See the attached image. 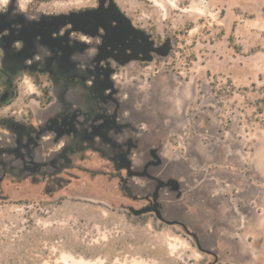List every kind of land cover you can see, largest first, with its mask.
<instances>
[{"label": "rangeland", "instance_id": "1", "mask_svg": "<svg viewBox=\"0 0 264 264\" xmlns=\"http://www.w3.org/2000/svg\"><path fill=\"white\" fill-rule=\"evenodd\" d=\"M10 2L87 78L0 106V264H264V0Z\"/></svg>", "mask_w": 264, "mask_h": 264}, {"label": "flooded vegetation", "instance_id": "2", "mask_svg": "<svg viewBox=\"0 0 264 264\" xmlns=\"http://www.w3.org/2000/svg\"><path fill=\"white\" fill-rule=\"evenodd\" d=\"M56 18V19H55ZM57 17L43 16L32 21L29 33H22L17 23L28 21L27 17L16 13V7L12 2L6 8L0 10V106L11 103L19 92L21 79L30 74L37 79H50L56 84V88L66 89L71 83L86 80L85 71L71 59L70 37L66 31V25L70 20L68 15ZM56 21L53 22V21ZM90 24L88 18L79 22L84 30ZM67 33V34H66ZM26 81V80H24ZM41 86V91L48 103L51 89L47 84ZM75 119V115H73ZM6 119H0V124H5ZM72 121V120H71ZM71 122H68V124ZM74 133L80 136L74 126L62 129V133Z\"/></svg>", "mask_w": 264, "mask_h": 264}, {"label": "water", "instance_id": "3", "mask_svg": "<svg viewBox=\"0 0 264 264\" xmlns=\"http://www.w3.org/2000/svg\"><path fill=\"white\" fill-rule=\"evenodd\" d=\"M151 210H154L159 218H163L162 212L159 210L158 204H154L153 208L148 207L143 210H140L137 212V214L144 213V212L151 211Z\"/></svg>", "mask_w": 264, "mask_h": 264}, {"label": "trees", "instance_id": "4", "mask_svg": "<svg viewBox=\"0 0 264 264\" xmlns=\"http://www.w3.org/2000/svg\"><path fill=\"white\" fill-rule=\"evenodd\" d=\"M231 40L234 41V38H232Z\"/></svg>", "mask_w": 264, "mask_h": 264}]
</instances>
